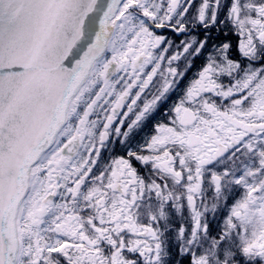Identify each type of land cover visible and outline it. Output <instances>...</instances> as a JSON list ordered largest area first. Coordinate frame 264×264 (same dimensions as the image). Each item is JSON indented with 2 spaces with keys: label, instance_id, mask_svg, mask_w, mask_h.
<instances>
[{
  "label": "snow or ice",
  "instance_id": "obj_1",
  "mask_svg": "<svg viewBox=\"0 0 264 264\" xmlns=\"http://www.w3.org/2000/svg\"><path fill=\"white\" fill-rule=\"evenodd\" d=\"M0 264H264V0H0Z\"/></svg>",
  "mask_w": 264,
  "mask_h": 264
},
{
  "label": "flooded vegetation",
  "instance_id": "obj_2",
  "mask_svg": "<svg viewBox=\"0 0 264 264\" xmlns=\"http://www.w3.org/2000/svg\"><path fill=\"white\" fill-rule=\"evenodd\" d=\"M199 64V61H197V65ZM196 69H193V71H195Z\"/></svg>",
  "mask_w": 264,
  "mask_h": 264
}]
</instances>
